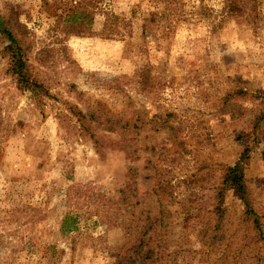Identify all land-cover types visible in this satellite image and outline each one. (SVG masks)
<instances>
[{"label":"rangeland","instance_id":"obj_1","mask_svg":"<svg viewBox=\"0 0 264 264\" xmlns=\"http://www.w3.org/2000/svg\"><path fill=\"white\" fill-rule=\"evenodd\" d=\"M232 1L0 0L42 89L0 37V264H264V0Z\"/></svg>","mask_w":264,"mask_h":264},{"label":"trees","instance_id":"obj_2","mask_svg":"<svg viewBox=\"0 0 264 264\" xmlns=\"http://www.w3.org/2000/svg\"><path fill=\"white\" fill-rule=\"evenodd\" d=\"M236 1L237 2L232 1L228 4V8H226L227 14L239 16L244 14L248 15L249 13L254 12V8L250 10L248 9V0ZM238 1H241V3H238ZM253 6L254 5H251V8ZM246 8L247 11L245 10ZM225 11L226 10H224V12ZM0 37L7 43L4 47V52L8 59L7 70L15 77L19 88L31 92L35 97H39V93L42 90L41 85L31 78L26 58L24 56L25 54L20 40L16 37L13 24L10 19H7L2 14H0ZM263 119L264 111L257 118L255 128L258 127V121ZM248 154L249 148H246L235 163L226 166L225 173L223 174V182L225 186L232 188L233 193L243 202L247 210L250 213H253L244 179V165L248 159ZM255 222H257V219Z\"/></svg>","mask_w":264,"mask_h":264}]
</instances>
